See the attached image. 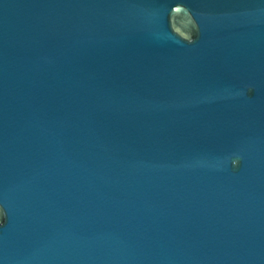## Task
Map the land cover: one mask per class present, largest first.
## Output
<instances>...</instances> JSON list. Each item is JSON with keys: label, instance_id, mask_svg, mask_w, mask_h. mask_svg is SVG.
<instances>
[{"label": "water", "instance_id": "1", "mask_svg": "<svg viewBox=\"0 0 264 264\" xmlns=\"http://www.w3.org/2000/svg\"><path fill=\"white\" fill-rule=\"evenodd\" d=\"M0 264H264V0H0Z\"/></svg>", "mask_w": 264, "mask_h": 264}]
</instances>
